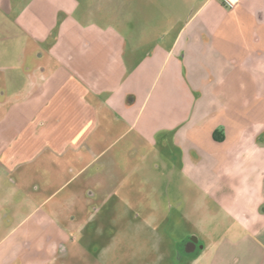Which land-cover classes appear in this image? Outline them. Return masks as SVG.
Returning a JSON list of instances; mask_svg holds the SVG:
<instances>
[{
	"label": "crops",
	"instance_id": "0c3cea01",
	"mask_svg": "<svg viewBox=\"0 0 264 264\" xmlns=\"http://www.w3.org/2000/svg\"><path fill=\"white\" fill-rule=\"evenodd\" d=\"M232 1L202 0L144 55L118 31L81 22L77 0H0L26 40L17 65L0 52L2 264L33 248L31 225L52 233L37 240L45 263L61 261L76 244L66 226L118 224L112 212L134 221L136 264H264V0ZM154 147L168 159L159 188L138 174ZM176 169L198 192L193 231H173L193 211L173 191ZM133 176L149 182L146 196H126ZM116 245L99 261L110 264Z\"/></svg>",
	"mask_w": 264,
	"mask_h": 264
},
{
	"label": "rangeland",
	"instance_id": "374dc122",
	"mask_svg": "<svg viewBox=\"0 0 264 264\" xmlns=\"http://www.w3.org/2000/svg\"><path fill=\"white\" fill-rule=\"evenodd\" d=\"M16 5L20 6L27 0H12ZM79 2V8L76 11L75 16L80 19L84 24L93 22L103 27H110L119 33H121L128 40V50H133L134 47L138 46L140 52L144 55L151 51V47L155 42L161 40L165 37V42L174 35L181 25L190 17L192 11L197 8L202 0H77ZM15 15V13H14ZM10 18H5L0 12V25L1 28L5 22L7 25V33H0V52L10 51V61L18 64V54L21 52L24 45H26V40L20 35V30L18 27L14 26ZM8 23H7V22ZM6 29V28H5ZM2 32V31H1ZM8 37V38H3ZM2 58V57H1ZM4 59V58H2ZM6 59L9 60L7 57ZM152 150V149H151ZM167 157L163 155L162 152L156 147L153 148L149 157L145 161V165L141 168L138 174L141 177H147L150 183L156 184L159 188V184L162 181H166L167 176L169 177V169H167ZM131 169L128 168V171ZM136 174L135 176H139ZM133 176L128 180V186L126 187V196L131 198L134 195V190L140 191V195H147V188H151L148 183L144 182L138 184L137 177ZM118 177V176H117ZM173 191L177 197H184L189 200L188 208L193 211L191 222L182 223L180 221H175L174 225L177 227L173 230L174 232L181 226L179 230L181 231H193L195 228L194 216L195 210L193 199L198 195L197 189L194 185L188 186L187 181L181 178L179 169H176L174 175ZM160 194V193H159ZM138 195V196H140ZM150 197V196H149ZM161 197V194H160ZM159 196H152L148 200L151 204L152 200L160 201ZM171 200H166L163 203L171 204ZM191 204V205H190ZM190 205V207H189ZM194 208V209H193ZM187 209V208H186ZM187 211V210H186ZM167 212V211H161ZM161 212H156L159 215ZM172 212V211H171ZM175 212V211H174ZM177 212V211H176ZM184 212V211H183ZM123 212H112L111 214H118L120 217L117 218L118 224H113L112 222H107L103 219L101 224H90L83 233H78L73 228L69 226L65 227L67 230L63 238L68 240L71 245L72 240L76 241L75 248H71L69 256L63 258L59 261V255H55L51 262L45 263L46 259L51 258L48 250L38 247L37 240L45 239L48 235H44V228L42 226L35 227L31 225L32 232L29 238L36 240L33 243V248L26 250L25 256L22 257L20 264H103L99 261V250L102 251L104 245L108 244L110 241L117 243V247L113 248L109 252V258L113 261L110 264H136L138 260L132 258V244H135V235L130 232V225L134 224V221L130 220V216H122ZM189 213V212H188ZM124 215V214H123ZM145 218V214L143 215ZM147 218V217H146ZM163 220L166 218L162 217ZM148 219V218H147ZM208 225H211L208 222ZM122 226V230H127L131 242L126 243L127 240L122 241L119 237V229ZM147 227V226H146ZM117 232V235L114 232ZM69 232V233H68ZM147 228L142 229L143 236L146 235ZM179 234V232H177ZM21 235V234H19ZM18 235V236H19ZM17 236V238H18ZM74 237V238H73ZM166 241L165 246L171 249V239ZM174 238V237H172ZM17 240V239H16ZM128 240V241H129ZM132 243V244H131ZM177 251V250H176ZM127 259V261H122ZM177 260L174 256L171 259L166 260V264H176ZM0 264L1 261H0ZM16 264V263H13ZM18 264V263H17ZM138 264V263H137ZM183 264V263H178Z\"/></svg>",
	"mask_w": 264,
	"mask_h": 264
},
{
	"label": "built area",
	"instance_id": "2783aa9c",
	"mask_svg": "<svg viewBox=\"0 0 264 264\" xmlns=\"http://www.w3.org/2000/svg\"><path fill=\"white\" fill-rule=\"evenodd\" d=\"M230 7L234 6V2L232 0H224Z\"/></svg>",
	"mask_w": 264,
	"mask_h": 264
}]
</instances>
